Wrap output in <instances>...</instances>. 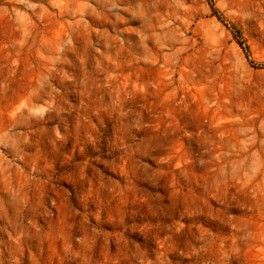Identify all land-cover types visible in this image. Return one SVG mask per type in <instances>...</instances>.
<instances>
[{
	"label": "rangeland",
	"instance_id": "1",
	"mask_svg": "<svg viewBox=\"0 0 264 264\" xmlns=\"http://www.w3.org/2000/svg\"><path fill=\"white\" fill-rule=\"evenodd\" d=\"M29 3L43 7L0 0V132L15 123L26 141L25 171H14L10 185L0 179L8 209L0 213V264H139L134 242L149 236L155 252L177 254L166 243L170 231L182 247L202 245L199 264H264V167L247 187L229 181L220 197L201 195L210 169L192 177L195 191L179 175L182 158L189 167L186 121L223 136L226 151L251 135L241 129L261 138L264 0H108L115 12L88 16L108 37L70 27V10L51 0ZM64 83L73 89L71 102L58 97L73 112L70 131L51 125L52 113L35 115ZM137 117L149 126L129 129ZM105 135L111 156L101 163L92 154ZM153 137L154 153L169 161H154L169 214L153 211L137 170L138 149L150 145L132 146Z\"/></svg>",
	"mask_w": 264,
	"mask_h": 264
},
{
	"label": "clouds",
	"instance_id": "2",
	"mask_svg": "<svg viewBox=\"0 0 264 264\" xmlns=\"http://www.w3.org/2000/svg\"><path fill=\"white\" fill-rule=\"evenodd\" d=\"M17 3L26 5L29 8L35 9L36 7H43L42 5H35L29 3V0H16ZM54 7H57L61 12L70 10L72 20L68 21L72 28H83L85 31H95L99 36L108 37V29L101 28L94 25L88 16H93L97 20L104 19L105 7L109 12H115L117 5L109 4L108 0H95V4L92 0H51ZM99 6V7H97ZM46 11V9H45ZM122 17L117 14L116 21H120ZM129 45L134 46V42L131 37H124ZM110 46L111 39L109 38ZM119 42V41H118ZM69 46L74 47V41L69 37L67 41ZM97 50H100V45L97 44ZM63 51V49H61ZM103 55V53H101ZM106 59L115 63L116 57L113 55H107ZM99 67V64L97 65ZM114 74H110L108 79H113ZM70 79V78H69ZM53 96L57 97V100L43 112L36 113L35 115L43 118L45 113H52L48 116L51 125L57 128L71 129V122L73 112L71 109H65L59 107L58 97L63 93L71 102L73 95V89L71 85L64 83L59 86L55 84L51 88ZM25 109H21L20 112L15 113L13 119L24 113ZM59 113V115H56ZM237 122L240 117L234 118ZM149 125L141 123V119L137 117L133 123L127 127L129 129L140 128L143 129ZM175 131V130H174ZM251 133L246 140H240L239 145L227 144V147L231 151L225 150V142L223 136L219 140L214 138L210 132H205L203 128L196 129L190 122L186 121L183 126V135L187 137L185 141V158L189 165L188 168L184 167L185 159H181L179 165V175L188 180V187L196 190L192 184V177H198L201 172H206L209 169L213 173L211 176H206L203 184V193L201 195L208 196L215 194L218 197L223 195L224 186L229 181H237L242 187L250 185L255 178V175L259 174L262 167H264V121H261L259 126V132L262 134L261 138H257L256 131L249 127L247 129H241V133ZM26 141L23 139V132L17 128L14 123L7 132H0V179L5 184L11 183L12 174L14 171L23 173L25 171L21 161L24 160L23 152L26 151L22 148V145ZM137 143L142 145H150V147H141L138 150L141 153L142 159L137 161V170L139 174L147 181V184L143 186V190L154 194V207L153 211L159 214L163 211L165 214H169L168 193L162 187V182L159 180V174L162 171L161 167H157L154 163L155 160H159L161 165L168 163L169 161L164 159L160 153H154L153 149L157 145L156 139H145L139 141V139L133 141V148ZM111 145L110 135H105L103 144L98 146V151L93 153L94 159L103 163L107 158L111 156V153H106L105 148ZM258 145V147H256ZM234 157V158H233ZM227 161V162H226ZM247 165V167H246ZM260 185H256L251 192L253 197L259 194ZM13 203H15V196H13ZM8 209L5 207V201L0 199V213H6ZM49 211H51L49 209ZM142 215V214H141ZM147 222V218L145 217ZM203 224V221H200ZM209 234L214 233L215 229L211 224L205 225ZM163 235V234H161ZM159 239L160 236H157ZM3 241L0 240V244ZM139 248V253L136 256L139 264H188L189 260L194 259L196 264H199L200 259V245L197 242L190 241L187 248L180 246L179 240L174 237L171 231L167 237L168 247L175 246L177 254L173 256L164 253L155 252L151 246V236L147 237L142 242H134Z\"/></svg>",
	"mask_w": 264,
	"mask_h": 264
}]
</instances>
